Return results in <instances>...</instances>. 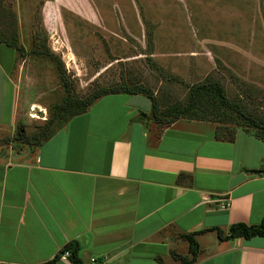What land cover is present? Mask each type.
<instances>
[{
	"label": "crops",
	"instance_id": "obj_1",
	"mask_svg": "<svg viewBox=\"0 0 264 264\" xmlns=\"http://www.w3.org/2000/svg\"><path fill=\"white\" fill-rule=\"evenodd\" d=\"M15 55L0 43V129L19 122ZM152 109L108 94L32 151L0 150V264H43L72 241L84 264H180L182 235L261 224L264 141L211 121L159 125ZM195 238L194 264H264V236Z\"/></svg>",
	"mask_w": 264,
	"mask_h": 264
},
{
	"label": "rangeland",
	"instance_id": "obj_2",
	"mask_svg": "<svg viewBox=\"0 0 264 264\" xmlns=\"http://www.w3.org/2000/svg\"><path fill=\"white\" fill-rule=\"evenodd\" d=\"M0 39L16 47L20 94L19 122L0 129L3 155L32 151L58 105L100 89L144 87L160 111L195 99L194 118L264 126V0H0ZM212 82L239 108L201 88Z\"/></svg>",
	"mask_w": 264,
	"mask_h": 264
},
{
	"label": "trees",
	"instance_id": "obj_3",
	"mask_svg": "<svg viewBox=\"0 0 264 264\" xmlns=\"http://www.w3.org/2000/svg\"><path fill=\"white\" fill-rule=\"evenodd\" d=\"M0 43L5 44L8 47H12V48L15 47L14 45L7 43L6 41H4L2 39H0ZM203 87L207 91L212 93L217 98L218 102L225 109L231 110V109L239 108L238 105H236V107H235L234 104L231 103V101L229 100L228 96L226 95L224 89L222 88V86L219 83L212 82L211 84L209 83L207 85L205 84V85L201 86V88H203ZM115 93L143 94L146 97H148L152 103V106H153L152 116H153L155 122L159 125L169 124V123H171V122H173V121H175L181 117L182 118H190V119H196V120L209 121L206 119L194 118L191 115V113H194V111H193L194 108L204 106V105H200V102H199L200 100L199 101H196L195 99H194V101L191 100V104L186 106V107H183V108H177L176 107L175 110L174 109L170 110V108H168V109H164L165 111H160V109L157 108V104H158L157 98L154 97V94L151 93V91L147 88H144V87H133V88L123 87V88H118V89H113V88L100 89V91H98L97 93L92 94L90 97H88V99H86V101L78 102L77 100H75L73 98H68L63 103L58 105L56 107V110H57L56 116L50 118L47 121V123L45 124V128L43 129V132L41 134H39L37 146L39 144H42L47 139H49L57 130L62 128L70 119H72L75 116H78V115L85 113L87 111V109L96 100H98L102 96H105L108 94H115ZM198 94L196 96H198ZM196 96H195V94L192 95L193 98ZM73 108L76 109L75 112H70ZM64 112H70V116H69L68 120L62 126L54 127L53 126L54 123L56 122V120H58L61 117V115L64 114ZM169 113H173V114H175V116L174 115L170 116ZM166 116H168V117H166ZM166 118H168V119H166ZM252 122H253V125H251V127L249 125V127L253 130V132L249 131V127H244V126H242V127L245 129V131L253 134L258 139L264 141L263 123H261L258 120L256 121V119H252L251 123ZM223 124H225V123H223ZM236 129H238V128H234V129L231 127L225 128L226 132H229V134H230L227 137L229 140H232V138L234 137V131ZM20 137L24 138V133H20ZM250 172L252 174L260 175L263 171H250ZM211 231H215L217 233L218 239L221 241H229V240H233L235 238L251 239L253 237H263L264 236V218H263L260 225H247L244 223L233 224L230 226L226 235L220 229H207V230H203V231H200L197 233H190L187 235H182V237L184 239H186L189 243L190 257L181 258L180 264H194L197 261V256L199 253V244L196 241L195 237L199 234L204 233V232H211ZM80 250H81V247L77 241L69 242L61 249V251L59 253L56 254V256L52 260H50L46 263H43V264H55L58 260H60L61 256L66 252H69L68 258L73 264H84L81 257H80Z\"/></svg>",
	"mask_w": 264,
	"mask_h": 264
},
{
	"label": "built area",
	"instance_id": "obj_4",
	"mask_svg": "<svg viewBox=\"0 0 264 264\" xmlns=\"http://www.w3.org/2000/svg\"><path fill=\"white\" fill-rule=\"evenodd\" d=\"M68 256H69V252H66V253H64V254L61 256V258L65 259V258H67ZM92 261L95 262V259H93Z\"/></svg>",
	"mask_w": 264,
	"mask_h": 264
}]
</instances>
